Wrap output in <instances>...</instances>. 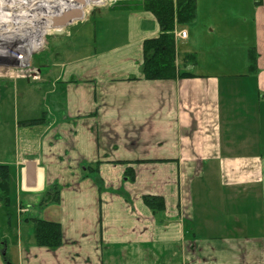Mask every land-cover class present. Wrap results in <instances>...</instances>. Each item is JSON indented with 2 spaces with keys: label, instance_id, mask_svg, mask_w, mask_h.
I'll list each match as a JSON object with an SVG mask.
<instances>
[{
  "label": "crops",
  "instance_id": "crops-1",
  "mask_svg": "<svg viewBox=\"0 0 264 264\" xmlns=\"http://www.w3.org/2000/svg\"><path fill=\"white\" fill-rule=\"evenodd\" d=\"M196 3L175 36L179 71L192 77L144 78L143 43L161 30L138 5L107 8L126 14L115 24L65 12L54 18L51 56L36 63L39 80L0 77V103L14 101L0 165L11 191L35 197L63 227L59 249L34 245L23 264H264V0L251 3V43L232 31L233 17L207 21ZM88 25L94 46L92 35L89 51L65 49ZM42 103L49 112L28 111ZM145 196L164 198L165 212L154 215Z\"/></svg>",
  "mask_w": 264,
  "mask_h": 264
},
{
  "label": "rangeland",
  "instance_id": "rangeland-1",
  "mask_svg": "<svg viewBox=\"0 0 264 264\" xmlns=\"http://www.w3.org/2000/svg\"><path fill=\"white\" fill-rule=\"evenodd\" d=\"M143 0H110L104 5H94L90 3L89 6H85L84 12L88 15L92 14L98 20L101 21H114L116 16H124L125 13L117 10L115 12H109L107 8L114 6H140ZM256 0H199L200 13L199 17L209 21L212 18H219V16H231L235 20L232 25L234 28L232 31L237 32L238 35L245 37L247 43H251L253 40V18H252V6L251 3ZM259 1V0H257ZM222 3V5H220ZM227 4H231L229 7ZM218 7H215V6ZM0 4V77L14 74L16 77L29 78L32 80H39L40 71L35 69L39 56L43 59L44 56H51V51H45L46 47H53L58 43L57 40H53L50 36H53L52 28L50 31H42L43 23L30 22L26 23L22 18L25 14L26 8L11 7V9L2 8ZM141 7V6H140ZM119 8V7H118ZM42 12H38L40 15ZM225 14V15H223ZM92 23V22H91ZM104 26L105 24L102 23ZM122 24H116V27ZM42 29V30H41ZM210 29V28H209ZM99 30V29H98ZM81 33L71 39H64V48L70 49L72 46L80 42L82 51H89L90 47L85 46V40L89 37H93L90 42L94 46L95 33L93 27L88 25L84 27ZM78 38V39H76ZM89 44V45H90ZM77 46V45H76ZM37 49V50H36ZM11 52V53H10ZM16 59L13 60V59ZM6 98V97H5ZM13 95H9L4 101L0 103V152L5 148H10L13 145V128L10 123L11 120L4 119V113L14 112ZM21 104V103H20ZM19 104V112L22 113L24 108ZM36 104V110L29 108L28 111L33 110V113H37L40 116L42 112H49L46 106ZM26 111V109H25ZM3 114V117H2ZM7 146V147H6ZM11 203L9 207L0 205V258L4 264H23L22 258L30 248L35 245L34 239V222L35 219L48 220V216L44 211V207L41 209L38 200L35 197L28 199L23 194L14 193L11 191ZM20 197L23 201V205L26 211L21 214L19 208ZM27 200H31V203H26ZM190 225V224H189ZM130 258V257H128ZM157 258V256L155 257ZM1 261V262H2Z\"/></svg>",
  "mask_w": 264,
  "mask_h": 264
},
{
  "label": "trees",
  "instance_id": "trees-1",
  "mask_svg": "<svg viewBox=\"0 0 264 264\" xmlns=\"http://www.w3.org/2000/svg\"><path fill=\"white\" fill-rule=\"evenodd\" d=\"M140 6L155 17L161 33L143 43V76L149 81H171L177 78H189L190 73H181L177 62V44L175 30L178 26L192 23L196 18V0H143ZM250 69L256 70L257 55L250 50ZM46 116L40 119L21 122L22 125L35 127L45 123ZM141 162V161H139ZM130 181L135 180V173L127 171ZM99 189H102V179L96 181ZM54 195L59 194L55 186L51 190ZM11 173L8 165H0V204L9 207L11 203ZM60 197H50L44 204L58 205ZM144 202L154 215L166 210L164 198L159 196H145ZM34 222L35 245L39 248H47L51 251L59 249L63 245V227L61 223L45 219H32Z\"/></svg>",
  "mask_w": 264,
  "mask_h": 264
},
{
  "label": "bare ground",
  "instance_id": "bare-ground-1",
  "mask_svg": "<svg viewBox=\"0 0 264 264\" xmlns=\"http://www.w3.org/2000/svg\"><path fill=\"white\" fill-rule=\"evenodd\" d=\"M0 4L2 8L9 10L11 7L26 8L25 14L22 15L26 23L40 21L43 23V30H41L50 31L54 18L59 17L66 10L73 9L76 4L89 6L90 0H0ZM38 12L42 13L38 15ZM13 60L16 61V59Z\"/></svg>",
  "mask_w": 264,
  "mask_h": 264
},
{
  "label": "built area",
  "instance_id": "built-area-1",
  "mask_svg": "<svg viewBox=\"0 0 264 264\" xmlns=\"http://www.w3.org/2000/svg\"><path fill=\"white\" fill-rule=\"evenodd\" d=\"M115 2H117L118 0H114ZM107 2H110V0H98V1H96V2H92L91 0H90V3H93L94 5H104V4H106ZM85 6H82V5H79V4H76V6L75 7H73V9H83ZM67 11V10H66ZM61 14H63V13H61ZM176 35H178V34H176ZM180 36L182 37V38H186L187 37V32H181L180 33ZM37 50V49H36Z\"/></svg>",
  "mask_w": 264,
  "mask_h": 264
},
{
  "label": "water",
  "instance_id": "water-1",
  "mask_svg": "<svg viewBox=\"0 0 264 264\" xmlns=\"http://www.w3.org/2000/svg\"><path fill=\"white\" fill-rule=\"evenodd\" d=\"M78 14H79V13H70V14H67L65 18L67 19V18H69L70 16H76V15H78Z\"/></svg>",
  "mask_w": 264,
  "mask_h": 264
}]
</instances>
